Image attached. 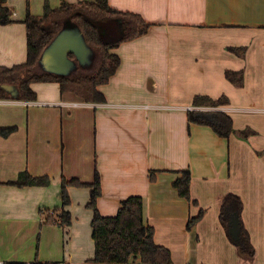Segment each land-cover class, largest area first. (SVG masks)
Segmentation results:
<instances>
[{"label": "crops", "instance_id": "obj_1", "mask_svg": "<svg viewBox=\"0 0 264 264\" xmlns=\"http://www.w3.org/2000/svg\"><path fill=\"white\" fill-rule=\"evenodd\" d=\"M99 1L150 25L112 50L120 66L99 87L106 102L63 93L57 82L33 84L36 100L0 97V130L15 129L0 134V262L96 264L89 188L69 189V234L42 223L45 211L62 205L63 178L92 183L99 172L100 214L114 217L125 200L141 197L145 222L173 264H264V0H8L13 21L0 25V67L27 62L28 13ZM227 71L241 72L243 85L230 82ZM196 96L229 104L198 107ZM195 110L223 111L236 131L257 135L220 138L189 123ZM185 171L191 202L174 187ZM23 172L48 176L51 185L17 187ZM229 194L243 203L252 258L240 256L222 225ZM77 238L86 246L74 249Z\"/></svg>", "mask_w": 264, "mask_h": 264}, {"label": "trees", "instance_id": "obj_2", "mask_svg": "<svg viewBox=\"0 0 264 264\" xmlns=\"http://www.w3.org/2000/svg\"><path fill=\"white\" fill-rule=\"evenodd\" d=\"M8 0H0V25L11 23L13 12L7 6ZM76 12L74 18L82 27L88 42L101 53L99 70L93 75H82L68 79L51 75L39 74L35 71V65L47 44L55 37L59 30L57 20ZM113 19L122 23L125 35L117 41H109L102 36L100 27L96 21ZM27 27V62L12 68L0 67V86L5 84L18 85L21 89V99L25 101L36 100L37 94L32 89L35 83L57 82L61 86V91L71 92L83 98L89 103H104L106 98L99 90V87L110 82L120 66V58L112 50L119 47L122 43L132 41L147 33L150 25L139 15L121 12L113 9L105 1L86 2L78 5H71L64 2L58 9H53L49 4L45 5L44 15L36 17L28 13L24 21ZM49 23H53L49 26ZM47 24V28L43 26ZM51 29V30H48ZM241 55L243 50L233 49ZM71 57H73L71 55ZM227 79L235 85H243V74L231 71L226 72ZM0 97L8 98L3 90L0 89ZM194 106L219 108L229 104L226 97L218 100L206 96H196ZM190 124L210 127L220 138L228 139L234 133L242 139H246L254 134L249 128L236 131L234 121L230 115L223 111L214 110H195L188 114ZM15 129L0 130V134L8 136ZM191 181L190 171H185L183 175L174 182L180 197L191 202ZM48 176L34 177L28 172H23L18 179L13 182L17 187L27 186L48 187L51 185ZM70 187H86L90 189V203L88 209L93 211L92 239L95 244V255L91 260L96 264H173L171 252L165 247L159 246L155 242V229L145 222L144 202L141 197H130L122 203L118 214L114 217H104L97 208V201L102 194L101 178L96 172L94 182L84 183L78 179L67 181L62 180L60 199L62 205L54 210L53 213L45 211L42 225H58L69 234L72 225V215L68 210L71 205ZM243 203L241 199L234 195H228L227 201L222 203L221 222L227 230L230 241L239 248L242 253L253 257L256 250L251 243L250 235L245 226L242 216ZM204 213L201 211L199 216L191 218L187 228L192 227L202 220ZM237 217L240 225L239 240L236 241L230 234V224L233 218ZM4 264H28L25 262H7Z\"/></svg>", "mask_w": 264, "mask_h": 264}, {"label": "water", "instance_id": "obj_3", "mask_svg": "<svg viewBox=\"0 0 264 264\" xmlns=\"http://www.w3.org/2000/svg\"><path fill=\"white\" fill-rule=\"evenodd\" d=\"M76 15L77 13L74 12L56 21L60 28L55 37L44 48L35 65V71L39 74L72 79L79 74L93 75L99 70L101 53L88 42L82 27L74 19ZM52 24L49 23L48 25L51 26ZM101 24L102 26H100ZM96 25L100 27L102 36L109 41L115 42L125 35L123 24L118 23L117 20H99L96 21ZM114 25L120 26L117 32L112 29L115 27ZM108 26H112L110 31L113 33L104 31V28ZM43 27L47 28V24ZM0 89L13 100H20L22 97L18 85L5 84L1 85ZM230 234L236 241L239 240L240 225L237 217L231 220ZM238 253L242 257H249L242 253L239 248Z\"/></svg>", "mask_w": 264, "mask_h": 264}, {"label": "rangeland", "instance_id": "obj_4", "mask_svg": "<svg viewBox=\"0 0 264 264\" xmlns=\"http://www.w3.org/2000/svg\"><path fill=\"white\" fill-rule=\"evenodd\" d=\"M112 24H113V22H111ZM100 26H102V24L100 25ZM115 27L114 28H112L115 32H117V30H119L120 29V26L119 25H114ZM111 27L112 26H108V27H105L104 28V31L105 32H111L110 31V29H111ZM108 29V30H107ZM111 33H113V32H111ZM114 50V49H113ZM246 129H248V128H246ZM246 129H244V130H246ZM254 135H257V133L256 134H254ZM85 245L86 246V242H84L82 239H76L75 241H74V243H73V248L74 249H79L78 247L79 246H81V245ZM72 245V244H71ZM70 245V246H71ZM62 246H63V243L61 244V257H62V255H63V248H62ZM38 247V245H36V248ZM39 261H42V260H40V256H39ZM52 264H58V263H52Z\"/></svg>", "mask_w": 264, "mask_h": 264}, {"label": "built area", "instance_id": "obj_5", "mask_svg": "<svg viewBox=\"0 0 264 264\" xmlns=\"http://www.w3.org/2000/svg\"><path fill=\"white\" fill-rule=\"evenodd\" d=\"M0 264H2V263L0 262Z\"/></svg>", "mask_w": 264, "mask_h": 264}, {"label": "bare ground", "instance_id": "obj_6", "mask_svg": "<svg viewBox=\"0 0 264 264\" xmlns=\"http://www.w3.org/2000/svg\"><path fill=\"white\" fill-rule=\"evenodd\" d=\"M3 264V263H2Z\"/></svg>", "mask_w": 264, "mask_h": 264}]
</instances>
